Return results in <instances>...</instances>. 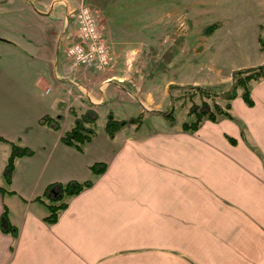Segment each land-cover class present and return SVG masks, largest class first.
I'll return each instance as SVG.
<instances>
[{"label": "crops", "instance_id": "crops-1", "mask_svg": "<svg viewBox=\"0 0 264 264\" xmlns=\"http://www.w3.org/2000/svg\"><path fill=\"white\" fill-rule=\"evenodd\" d=\"M229 1H219L232 12L222 20L251 24L235 26L243 39L235 43L218 27L213 52L235 56L230 71L264 65V0ZM137 3L0 0V220L7 210L17 233L0 227V264H264V80L252 85L253 106L240 94L232 100L237 121L206 120L191 133L169 122L164 99L129 90L123 68L99 81L67 56L72 10L97 11L107 46L123 52L124 37L139 29L120 26L129 19L119 16ZM21 66L30 72L17 76ZM91 111L98 115L92 140L82 150L65 144L64 133ZM46 117L59 127L43 124ZM110 118L127 121L113 137ZM12 144L34 154L17 158L8 184ZM96 163L107 165L100 176ZM88 180L92 187L72 197L56 223L45 221L49 208L37 198L50 184Z\"/></svg>", "mask_w": 264, "mask_h": 264}, {"label": "rangeland", "instance_id": "rangeland-1", "mask_svg": "<svg viewBox=\"0 0 264 264\" xmlns=\"http://www.w3.org/2000/svg\"><path fill=\"white\" fill-rule=\"evenodd\" d=\"M219 1L221 0H139L141 4L137 3V6L134 7L136 12L119 16L122 19H129V21L118 22L120 26L130 24L139 30L124 37L123 52H119L116 47L109 49L107 46L113 66L103 71L84 66L78 67L94 70L95 78L99 81L106 79L111 70L123 68L120 73L126 75L125 84L129 90H135L142 99H146L147 95H151L152 100L156 102L164 99L161 110L170 115L169 122L181 127L184 123H192L195 120V117L190 114L193 105L201 106L203 101H207L211 107L215 102L224 107L227 102L220 97L214 98L213 95L211 98H207V94L196 92L195 89H190V86H200L205 90L208 89L222 95L227 94L236 82V73L241 69L248 68L230 71L228 70L229 67L234 64L231 58H235V56L224 53L222 50L213 52V44L216 40L220 41L222 37L217 31L215 32L218 27L223 26L222 35L224 38L226 37L230 43H235L236 40L243 41L237 35L238 31L235 26L244 23L251 24L246 21L236 23L234 19L231 23L223 21L224 18H232V12L231 7L224 6L225 10ZM227 3L232 6L233 0ZM87 7L90 6L82 4L69 13V22L71 19L76 26L75 30H78V27L75 24L74 16ZM115 8L116 10L123 9V5ZM222 9L223 12L216 13ZM97 16L99 23V13ZM227 26H230L231 30L228 35H224ZM102 35L107 45L108 42L103 32ZM73 39L79 41L77 33L64 34L67 56L68 47ZM260 40L262 41L261 37ZM230 43L228 44L230 45ZM65 48L61 49V53ZM3 49L0 47V55L4 58ZM69 59L71 60L70 57ZM249 60L245 57L243 62L248 63ZM11 62H16V59L12 58ZM20 63H24L22 59ZM2 67L3 64L0 69ZM23 69L25 74H23V70H19L16 75L25 76L30 72L25 68ZM213 75H215L214 77L219 75L220 83H217L218 77L211 79ZM145 110L149 113L156 112L147 107ZM0 185L5 186L1 174Z\"/></svg>", "mask_w": 264, "mask_h": 264}, {"label": "trees", "instance_id": "trees-1", "mask_svg": "<svg viewBox=\"0 0 264 264\" xmlns=\"http://www.w3.org/2000/svg\"><path fill=\"white\" fill-rule=\"evenodd\" d=\"M262 45L264 49V40H262ZM236 75V82L232 85V90H230L227 94L222 95L208 89L205 90L200 86L189 87L190 89H195L196 92L207 94V98H211L212 95L215 96L214 98L220 97V99L226 101L227 104L223 107L218 102H215L213 107H211L207 101H203V105L201 106L193 105L190 114L195 117V120L192 123H184L182 127L184 131L194 133L199 130L203 122L206 120L217 122L223 118H228L237 121L231 113V102L238 97L239 94L248 106L254 105V101L251 96L252 85L255 82L264 80V65L241 69L236 73ZM239 90H241V92H239ZM165 115L168 117L170 116L167 114ZM97 118V113L92 111L78 117L73 127L64 133L62 141L69 146L82 150L83 146L90 142L95 134L93 125L96 124ZM41 122L55 128L59 127V124L50 117L43 118ZM135 122L139 124L141 122V117H139ZM126 124L127 121H118L110 118L106 124V131L111 137H113ZM244 128L245 127L242 126V131H244ZM231 141L232 143H235V140L231 139ZM32 154H34V151L30 148L12 144V150L4 171L8 184L11 182L17 158L31 156ZM91 169L95 176H100L106 171L107 165L105 163H96L91 167ZM93 183V180H88L85 182L70 181L66 184H50L46 188L43 196L37 198L44 201L49 208L50 213L45 218V221L49 224L56 223L62 211L68 207L69 200L80 194L85 189L92 187ZM0 191L3 192L4 189L0 188ZM0 227L4 231H13L15 236H17L16 229L9 224L7 210L4 211V214L1 217Z\"/></svg>", "mask_w": 264, "mask_h": 264}, {"label": "built area", "instance_id": "built-area-1", "mask_svg": "<svg viewBox=\"0 0 264 264\" xmlns=\"http://www.w3.org/2000/svg\"><path fill=\"white\" fill-rule=\"evenodd\" d=\"M80 12L74 16L78 27L77 38L80 42L73 39L67 50L68 56L75 66L90 67L98 71L111 68L113 62H111L108 47L103 40L96 12L90 7Z\"/></svg>", "mask_w": 264, "mask_h": 264}]
</instances>
